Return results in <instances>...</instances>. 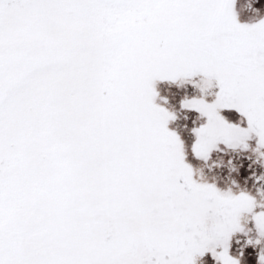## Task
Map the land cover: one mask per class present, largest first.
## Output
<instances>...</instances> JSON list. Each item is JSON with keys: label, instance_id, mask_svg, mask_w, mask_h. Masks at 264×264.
Returning a JSON list of instances; mask_svg holds the SVG:
<instances>
[{"label": "snow or ice", "instance_id": "6c2138e0", "mask_svg": "<svg viewBox=\"0 0 264 264\" xmlns=\"http://www.w3.org/2000/svg\"><path fill=\"white\" fill-rule=\"evenodd\" d=\"M254 3L0 0V264H264Z\"/></svg>", "mask_w": 264, "mask_h": 264}, {"label": "rangeland", "instance_id": "374dc122", "mask_svg": "<svg viewBox=\"0 0 264 264\" xmlns=\"http://www.w3.org/2000/svg\"><path fill=\"white\" fill-rule=\"evenodd\" d=\"M264 0H255V3L253 4V7L258 9L261 13V15H264ZM251 15V13H244L242 16H241V20L242 21H246L248 19V17ZM167 89V86L166 85H160V90H161V94L162 95H167L168 94V91H166ZM170 91L172 93H175V98L172 99L170 97V102L174 105H176L178 107V100L180 98V95L183 94V90H177L175 88H172L170 89ZM191 89H189V93H191ZM185 123V121L183 120V114H181L180 118L174 123L171 125V127H175L177 128L178 131H181V126ZM254 146V141L251 142ZM259 171V170H258ZM241 240H243V237H240ZM236 245L234 244L233 245V254H235V249H236ZM208 264H211V260L210 258L208 257H205L204 258ZM242 264H256V250L255 249H252V248H247L245 249V255L244 257L242 258Z\"/></svg>", "mask_w": 264, "mask_h": 264}]
</instances>
